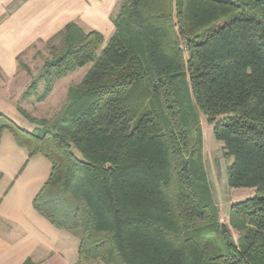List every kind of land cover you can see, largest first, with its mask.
I'll return each mask as SVG.
<instances>
[{"label": "trees", "instance_id": "1", "mask_svg": "<svg viewBox=\"0 0 264 264\" xmlns=\"http://www.w3.org/2000/svg\"><path fill=\"white\" fill-rule=\"evenodd\" d=\"M113 23L106 43L75 21L47 42L63 37L24 96L90 64L53 117L18 105L28 131L0 112V143L51 161L34 208L78 235L77 264H264V0H124ZM201 114L234 158L229 186L256 191L228 222Z\"/></svg>", "mask_w": 264, "mask_h": 264}, {"label": "crops", "instance_id": "2", "mask_svg": "<svg viewBox=\"0 0 264 264\" xmlns=\"http://www.w3.org/2000/svg\"><path fill=\"white\" fill-rule=\"evenodd\" d=\"M122 2L0 0V81H16L22 75L18 56L39 40L48 42L71 21L111 36L112 17ZM5 86L1 97L12 93ZM7 132L0 143L6 154L0 156V264H24L29 257L36 264H77L80 238L53 225L33 206L51 173V162L46 164L42 154L29 157Z\"/></svg>", "mask_w": 264, "mask_h": 264}, {"label": "rangeland", "instance_id": "3", "mask_svg": "<svg viewBox=\"0 0 264 264\" xmlns=\"http://www.w3.org/2000/svg\"><path fill=\"white\" fill-rule=\"evenodd\" d=\"M119 7L120 6H118L116 12L119 10ZM84 29H86V26ZM62 38L60 36L56 37L51 43H47V41H37L20 55V61L28 65L31 73L29 74L26 69L20 66L22 75L18 77L16 81L9 82L4 79L0 81V112L28 131H32L36 125L19 112L17 108L18 105L22 106L33 116L39 118L53 117L67 101L70 87L79 83L90 67V64L77 67L56 80L52 92L44 100H39L38 98L45 87L43 81H40L36 93L30 96H24V92L28 88L32 77H37L40 74L42 64L45 59L50 56V46L54 43L60 46ZM109 38L110 36L107 35L105 43ZM3 85L7 86H5L6 88L4 89H7L9 92H11L10 88L12 89L10 96L1 97ZM201 130L204 145V158L213 195L220 209L221 220L223 222H228L230 205L233 202L254 196L256 191L253 188H232L229 186L228 166L233 162L234 158L225 156L223 142L216 139L213 133V123L210 122L204 114H201ZM7 133L11 141L14 142L13 135L9 131ZM6 142L7 138L5 136L4 146H6ZM3 150L4 149H0V156H6ZM42 156V158H44V155ZM45 160L46 164L51 165V161L48 159ZM232 232L236 240L242 234L235 229H232Z\"/></svg>", "mask_w": 264, "mask_h": 264}]
</instances>
